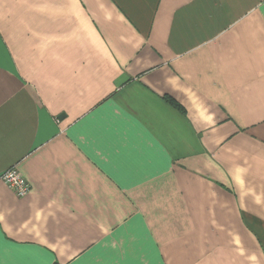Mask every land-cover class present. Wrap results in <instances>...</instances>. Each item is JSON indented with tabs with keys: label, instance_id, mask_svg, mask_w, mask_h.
Returning a JSON list of instances; mask_svg holds the SVG:
<instances>
[{
	"label": "crops",
	"instance_id": "obj_1",
	"mask_svg": "<svg viewBox=\"0 0 264 264\" xmlns=\"http://www.w3.org/2000/svg\"><path fill=\"white\" fill-rule=\"evenodd\" d=\"M11 167L0 264H264V0H0Z\"/></svg>",
	"mask_w": 264,
	"mask_h": 264
},
{
	"label": "built area",
	"instance_id": "obj_2",
	"mask_svg": "<svg viewBox=\"0 0 264 264\" xmlns=\"http://www.w3.org/2000/svg\"><path fill=\"white\" fill-rule=\"evenodd\" d=\"M0 180L11 189L18 198L25 197L30 191V184L15 167L6 170L0 177Z\"/></svg>",
	"mask_w": 264,
	"mask_h": 264
},
{
	"label": "water",
	"instance_id": "obj_3",
	"mask_svg": "<svg viewBox=\"0 0 264 264\" xmlns=\"http://www.w3.org/2000/svg\"><path fill=\"white\" fill-rule=\"evenodd\" d=\"M59 118H61V117H59Z\"/></svg>",
	"mask_w": 264,
	"mask_h": 264
}]
</instances>
